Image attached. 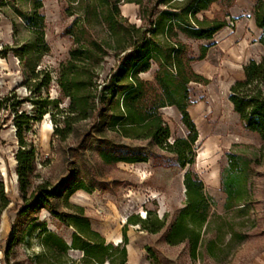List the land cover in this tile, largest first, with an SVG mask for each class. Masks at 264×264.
<instances>
[{"label":"trees","instance_id":"obj_1","mask_svg":"<svg viewBox=\"0 0 264 264\" xmlns=\"http://www.w3.org/2000/svg\"><path fill=\"white\" fill-rule=\"evenodd\" d=\"M68 13L76 16L66 29L73 38L69 58L60 64L57 81L61 98L43 99L42 90L53 80L51 70L39 68L41 57L50 52L46 41V16L41 11L43 0H0L18 15L14 26L25 25L29 38L12 48L26 71L28 87L34 96L27 98L34 104V113L16 110L15 124L20 147L16 152L19 189L22 203H15L5 179L0 174V226L2 217L12 207L18 210L13 231L7 241L0 239V251L9 263L22 243L30 245L29 237L39 227L36 221L42 208L58 217L74 229L71 241L44 229L38 233L43 251L38 255L39 264H66L70 249L83 252V264H127L128 237L115 245L105 235L95 230L91 219L81 206L72 205L70 197L85 189L84 182L74 187L68 179L57 184L49 180L36 182L37 152L26 138V131L33 121L41 120L50 113L55 104L56 135L65 139L74 131V125L95 117L92 128L111 129L119 136L131 140H149L152 146L174 154L179 165L185 169L195 163V143L199 131L190 108L192 83H207L208 79L198 73L194 63L206 58L209 45H199V55L194 54L190 41H209L224 28L231 26V9L236 0H71ZM135 3L139 6L142 24L133 23L123 15L121 5ZM214 4L221 9L213 17L208 15ZM254 17L261 30L259 42L264 46V0H256ZM114 55L116 65L105 73L106 58ZM152 73V78L142 77ZM45 74L44 78L40 76ZM243 79L231 87L230 101L240 116L244 130L257 133L263 144L258 149L264 154V53L251 58L244 65ZM65 98L67 107L60 108ZM175 107L181 122L187 128L186 136L171 140L172 132L161 110ZM57 117H61L58 120ZM65 127H59L58 121ZM100 156L107 163H141L152 160L157 166L169 167L155 150L150 154L132 150L128 145L104 148ZM229 164L221 172V189L227 194L223 210L217 199L207 192L204 181L193 169L184 175L187 202L176 214L165 240L173 245L188 242L194 259L203 257L204 250L213 259H219L220 251L228 239L233 247L248 239L244 229L251 211L249 182L256 175L253 164L258 159L245 153L230 152ZM162 158V160H159ZM59 201L71 211L61 210ZM138 218V219H137ZM129 223H143L153 233L165 226V220L131 215ZM26 226V227H24ZM6 245L4 246V243Z\"/></svg>","mask_w":264,"mask_h":264},{"label":"rangeland","instance_id":"obj_2","mask_svg":"<svg viewBox=\"0 0 264 264\" xmlns=\"http://www.w3.org/2000/svg\"><path fill=\"white\" fill-rule=\"evenodd\" d=\"M43 1L41 11L46 16L45 33L50 52L41 57L39 68L51 70L53 80L48 88L42 90V97L55 100L62 97L57 81L60 64L67 61L73 45V38L66 33V29L76 16L68 13L71 0ZM255 2L236 0L231 9L233 20L228 18L231 26L218 32L209 41H190L196 56L200 53V44L210 46L206 58L194 63L195 70L204 75L208 82L192 83L190 88L194 101L191 115L199 131V140L194 145L196 156L193 165L189 164L182 169L176 155L152 146L149 140L122 138L111 129L101 130V125L94 129V116L76 123L74 131L63 139L54 133L57 129L56 116L53 114L56 112L55 104L50 106L53 129L44 125L47 113L41 120L33 121L32 128L26 131L27 141L35 146L37 152L39 176L36 182L49 180L57 184L68 179L70 187H74L78 181L84 182L87 190L76 191L70 197V203L84 208L93 228L105 235L108 242L118 245L127 235V264H264V178L257 176L264 174V154H258L263 141L258 144L256 134L244 130L240 116L234 111L229 98L235 81L245 77L244 65L251 58H259L264 53V46L259 42L261 30L254 17ZM121 9L130 21L142 24L137 4L123 3ZM220 9L218 4H214L207 13L213 17ZM15 20L21 23L9 5L0 4V174L8 185L13 199L12 206L22 203L16 172V152L20 144L15 124V104L24 101L19 107L16 106L20 113L25 111L33 114L35 110L33 102L27 100L34 93L28 87L24 65L12 49L18 42L23 44L30 34L24 24L14 26ZM103 65L104 72H110L116 65L114 55L106 58ZM44 76L42 74L40 79ZM142 77L150 79L152 73H144ZM68 105L67 98L59 103L60 108ZM161 112L171 128L172 141L187 135L188 130L175 107L164 108ZM60 118L57 117L58 120ZM58 124L61 128L65 127L62 122L58 121ZM121 144L143 154L155 150L171 166H157L152 160L141 163H107L100 156L101 149H115ZM203 151L206 154L200 157ZM230 152L245 153L258 159V163L253 164L256 175L249 182L250 200L254 207L244 228L249 237L233 247L227 246L226 239L219 259L211 258L205 250L203 257L194 259L188 242L173 245L165 240L176 214L187 202L185 172L188 169L195 170L204 181L207 192L217 199L220 210H223L226 195L221 189V172L229 164ZM213 172L216 174L211 176ZM79 191L87 195L86 201L75 197ZM128 206L131 207V215L139 216L140 219L146 215L152 221L163 219L165 226L153 233L142 222L123 221V213ZM162 206L165 207L163 215L160 212ZM59 208L71 211L61 201ZM17 213L18 210L13 207L4 213L0 239L7 241L11 235ZM36 224L39 227L28 238L30 245L20 244L9 263L0 251V264H39L38 255L42 253L43 246L38 233L44 229L71 241L74 229L45 208L40 210ZM83 257L82 251L70 249L66 264H83Z\"/></svg>","mask_w":264,"mask_h":264},{"label":"bare ground","instance_id":"obj_3","mask_svg":"<svg viewBox=\"0 0 264 264\" xmlns=\"http://www.w3.org/2000/svg\"><path fill=\"white\" fill-rule=\"evenodd\" d=\"M169 108H171V107H166V109H169ZM190 112H192L191 108H190ZM44 125L46 127H48L49 129H53L54 123H53L51 114L46 115V117L44 119ZM202 135L203 134H201V136ZM205 154H206L205 151L201 152L200 157H203ZM214 174H216V173L215 172L211 173V176ZM75 197L80 201H86L87 200V195L83 192H80V191L75 194ZM164 211H165V207L162 206V209L160 211L162 215L164 214ZM144 213L147 214V212L145 210H144ZM130 216H131V207L128 206V207H126V209L123 213V217H122L123 221H125V222L128 221ZM145 217H146V215H145Z\"/></svg>","mask_w":264,"mask_h":264},{"label":"crops","instance_id":"obj_4","mask_svg":"<svg viewBox=\"0 0 264 264\" xmlns=\"http://www.w3.org/2000/svg\"><path fill=\"white\" fill-rule=\"evenodd\" d=\"M256 134V136H257V138H258V144H261L260 142L262 141V138L260 137V135L259 134H257V133H255ZM257 176H262L263 178H264V174H261V175H258L257 174ZM225 195H226V200H227V194L225 193ZM225 200V201H226Z\"/></svg>","mask_w":264,"mask_h":264},{"label":"water","instance_id":"obj_5","mask_svg":"<svg viewBox=\"0 0 264 264\" xmlns=\"http://www.w3.org/2000/svg\"><path fill=\"white\" fill-rule=\"evenodd\" d=\"M50 114V113H49Z\"/></svg>","mask_w":264,"mask_h":264}]
</instances>
